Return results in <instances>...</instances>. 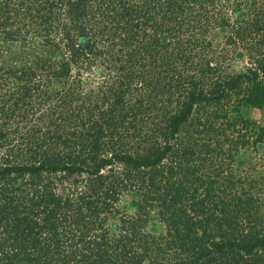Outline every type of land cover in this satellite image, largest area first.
<instances>
[{
	"label": "trees",
	"instance_id": "1",
	"mask_svg": "<svg viewBox=\"0 0 264 264\" xmlns=\"http://www.w3.org/2000/svg\"><path fill=\"white\" fill-rule=\"evenodd\" d=\"M0 38V264H264V0H0Z\"/></svg>",
	"mask_w": 264,
	"mask_h": 264
},
{
	"label": "rangeland",
	"instance_id": "2",
	"mask_svg": "<svg viewBox=\"0 0 264 264\" xmlns=\"http://www.w3.org/2000/svg\"><path fill=\"white\" fill-rule=\"evenodd\" d=\"M226 33V29L220 28L216 32L212 33L213 40L216 44H220L222 41V38L224 34ZM7 48H10L11 50H14L16 48V45H7L5 42H3L0 38V51L5 50ZM238 58V57H236ZM234 66H239V59H237L234 63ZM240 112L243 116L246 118L256 120V122L263 124L264 123V109L259 110L257 108H240ZM249 151L248 150H240L235 153V162L237 168L240 169L244 164L248 161ZM118 208L120 212L126 214V215H133L137 208V201L133 197H122L118 202ZM146 231L159 235L164 230V225L160 221H158L152 213H150L148 220L146 222Z\"/></svg>",
	"mask_w": 264,
	"mask_h": 264
}]
</instances>
